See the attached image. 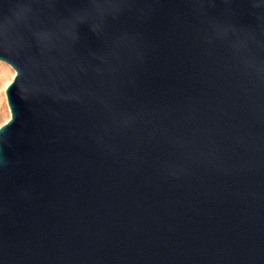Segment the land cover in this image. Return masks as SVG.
Segmentation results:
<instances>
[{
  "label": "water",
  "instance_id": "obj_1",
  "mask_svg": "<svg viewBox=\"0 0 264 264\" xmlns=\"http://www.w3.org/2000/svg\"><path fill=\"white\" fill-rule=\"evenodd\" d=\"M0 264H264V0H0Z\"/></svg>",
  "mask_w": 264,
  "mask_h": 264
},
{
  "label": "rangeland",
  "instance_id": "obj_2",
  "mask_svg": "<svg viewBox=\"0 0 264 264\" xmlns=\"http://www.w3.org/2000/svg\"><path fill=\"white\" fill-rule=\"evenodd\" d=\"M0 63L3 64V68H0V78L3 77L4 75H7V82H6L7 83L6 86H7L14 76V70L7 63L1 60H0ZM4 89L3 90L2 88L0 89L1 90V93H0V126L3 123H5L9 119V116H10L9 109L6 103Z\"/></svg>",
  "mask_w": 264,
  "mask_h": 264
},
{
  "label": "bare ground",
  "instance_id": "obj_3",
  "mask_svg": "<svg viewBox=\"0 0 264 264\" xmlns=\"http://www.w3.org/2000/svg\"><path fill=\"white\" fill-rule=\"evenodd\" d=\"M2 63H0V68H3V64L1 65ZM2 70V69H1ZM7 82V75H4L3 77L0 78V89L2 88V90L5 88L6 86V83ZM5 91V89H4ZM0 93H1V90H0Z\"/></svg>",
  "mask_w": 264,
  "mask_h": 264
}]
</instances>
